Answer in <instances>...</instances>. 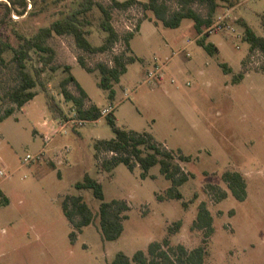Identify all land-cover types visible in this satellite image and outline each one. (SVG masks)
<instances>
[{"label": "rangeland", "instance_id": "1", "mask_svg": "<svg viewBox=\"0 0 264 264\" xmlns=\"http://www.w3.org/2000/svg\"><path fill=\"white\" fill-rule=\"evenodd\" d=\"M81 1L0 0V36L18 43L20 35L30 36L40 27L66 17ZM164 1L171 10L185 4L183 0ZM217 2L213 22L229 11L230 16L226 29L208 37L219 47L215 54L197 43L201 35L193 19L184 18L180 26L167 27L140 2L127 9H113L112 22L121 40L112 50L85 52L72 34H55L49 39L59 68L44 72L46 90L38 86L34 99L0 121V169L9 173L0 178V264H108L118 251L129 256L139 249L147 251L149 243L161 241L168 234V226L177 220H182V225L171 235L172 243L192 249L204 237V230L193 227L202 201L207 202L214 216L208 263L264 264V53L250 51L240 22L246 20L264 36V0ZM187 6L203 16L209 11L202 1ZM101 16L97 6L86 15L91 21L87 28L91 29L93 44H100L106 35L100 27ZM139 22L141 29L131 39L132 50L128 52L138 59L128 64L111 100L108 91L99 85L100 71H87L78 57L83 56L93 67L99 61L112 64L114 55L126 47L122 37L131 31L127 26L136 30ZM3 56L7 63L0 61V115L10 105L5 90L16 81L15 65L8 64L12 52ZM221 62L233 71L225 72ZM244 63L245 76L234 83L232 77ZM29 65H40L35 52ZM66 65L72 67L92 101L100 107L116 106L113 111L120 126L149 131L165 147L190 155L189 161L177 158L192 174L180 186L183 199L157 198V193H164L171 185L159 164L145 178L139 165L131 170L120 163L111 173L99 167L95 141L115 136L105 115L84 125H69L67 131L59 132L46 144L44 135L59 126L47 106L46 92L56 97L66 119L77 117L73 103L61 92L60 82L69 74ZM157 65L161 67L157 77L147 79L148 71ZM70 88L74 89L73 84ZM44 120L50 125H43ZM43 148L46 154L42 152L41 159L24 162L28 153L37 154ZM54 152L59 159H52ZM226 170L244 174V200L233 195L223 178ZM86 172L102 183L106 200L126 199L130 205L123 233L115 240L104 239L98 216L71 239L73 226L63 212L62 201L66 194L80 192L76 184ZM83 192L98 213L101 200L92 189ZM184 199L188 200L186 206Z\"/></svg>", "mask_w": 264, "mask_h": 264}, {"label": "trees", "instance_id": "2", "mask_svg": "<svg viewBox=\"0 0 264 264\" xmlns=\"http://www.w3.org/2000/svg\"><path fill=\"white\" fill-rule=\"evenodd\" d=\"M202 1L209 7L208 14L203 16L187 4ZM140 2L144 9L152 10L157 19L161 20L167 27H178L184 18L194 20V26L198 34L196 41L204 47L210 54L219 51V47L208 40L209 33H204L214 19V14L218 7L217 0H183L185 3L181 8L171 10L164 0H111L110 4H104L96 0H82L80 5L64 18H58L47 26H42L30 36H19L18 43H13L9 39L0 36V61L7 63L3 54L7 51L12 52L8 64H14L16 68V81L9 85L5 90V97L10 105L4 109L0 115V121L11 116L21 109L27 102L34 99L39 93L37 89L41 86L46 90V83L43 74L47 69L55 71L59 68L55 65L56 51L49 44V39L55 35L72 34L77 46L88 53H100L112 50L115 44L121 40V35L113 25V9H127L134 3ZM97 6L101 13L100 27L106 32L100 44H93L89 38L91 29L87 28L91 24L86 18L89 12ZM244 30L243 40L250 45V51L260 50L264 53V36L258 34L254 28L244 19H241ZM264 26V17L262 18ZM141 22L135 31L127 32L122 38L125 49L119 54L114 55L113 63L99 61L93 67L88 64L83 56L78 57L79 63L87 70H99L101 73L99 85L108 91V97L113 100L116 95L115 84L120 81L121 76L127 72L128 64L137 60L136 55L128 54L131 48V39L135 32L140 29ZM38 56V65L30 66L33 60V53ZM246 62V60H245ZM225 72H232L233 69L226 62H221ZM65 70L69 74L65 76L61 84V92L67 101H71L77 111V116L86 120H97L103 115L101 107L91 100L88 92L81 85L72 73V67L66 65ZM246 72V64L243 69L232 77L234 83L241 81ZM73 84L74 89L70 88ZM47 106L56 118H65L66 113L57 101L56 97L46 92ZM67 118V117H66ZM115 136L112 138H99L95 141V157L99 167L108 173L113 172L117 165L124 163L129 169L134 170L137 165L142 169L141 176H150V169L159 164L160 172L171 181V185L164 193H157V198L164 199H183L184 195L180 186L190 179L191 173L184 170L181 163L177 160H190V155H186L182 150H173L165 147L164 143L158 141L149 131H136L120 126L117 122L114 111L106 115ZM103 153V156L101 154ZM224 180L228 183L232 193L240 200H244L247 195V181L244 174L238 170H226L223 173ZM80 190L77 194L68 193L62 201V208L65 216L73 226L70 232L71 239H75L78 233L82 232L83 227L93 223L98 216L100 227L104 239L115 240L119 238L124 230V219L128 216L127 210L130 205L126 199L106 200L105 191L102 183L89 172H86L83 180L76 184ZM92 189L95 197L101 200L98 213H95L84 197V190ZM197 195V194H196ZM226 193H224V196ZM1 197H5L1 192ZM188 200H183L186 206ZM198 214L194 220L193 227L204 230L202 243L192 249L184 244L174 245L171 235L178 231L182 225V220H177L168 226V234L161 241L149 243L147 251L137 250L132 256L124 251H118L111 262L108 264H209L206 260L210 238L213 235L214 216L206 201H202L198 207Z\"/></svg>", "mask_w": 264, "mask_h": 264}, {"label": "built area", "instance_id": "3", "mask_svg": "<svg viewBox=\"0 0 264 264\" xmlns=\"http://www.w3.org/2000/svg\"><path fill=\"white\" fill-rule=\"evenodd\" d=\"M229 16H230V11L228 13L223 14V15H219L217 17L216 22L215 23L213 22V24H211L209 27H207L206 30L204 31V33L211 34L216 30L226 29V27L229 26V23H228V17ZM127 27L131 31H135L133 29V27H131L129 25ZM160 71H161V67H160V65H157L154 69L148 71L147 79L152 80V79L156 78ZM127 96H128V94H127ZM113 109H115L114 104H110L108 106L102 107L101 113H102V115L106 116L107 114L111 113L113 111ZM75 113H76V109H75ZM56 120L58 121L59 126L52 129L50 136L46 137L47 142H49L51 140V138H53L59 132L61 133V132L67 131V128L69 127V125L72 126V125H75L76 123H78L79 125H84L88 121H92V120L81 119L78 116L77 117H75V116L74 117H68V119L58 117V118H56ZM42 156H43L42 152H39L37 154L28 153L24 158V162L29 163V162H32L34 160L41 159ZM8 176H9V173H7L4 169H0V178L1 179L6 178Z\"/></svg>", "mask_w": 264, "mask_h": 264}, {"label": "crops", "instance_id": "4", "mask_svg": "<svg viewBox=\"0 0 264 264\" xmlns=\"http://www.w3.org/2000/svg\"><path fill=\"white\" fill-rule=\"evenodd\" d=\"M141 26H142V24H141ZM140 29H141V27H140ZM140 31V30H139ZM138 31V32H139ZM193 41V40H192ZM94 102V101H93ZM115 106V105H114ZM102 108V107H101ZM115 109H116V106H115ZM51 113V112H50ZM52 114V113H51ZM53 116V115H52ZM54 117V116H53ZM54 120H56V117H54ZM43 125H50V121L49 120H44L43 121ZM49 130V129H48ZM50 130L52 131V129L50 128ZM50 134H51V132H48V134L45 136L44 135V138H45V140H46V137L47 136H50ZM54 138V137H53ZM53 138H51V140L53 139ZM51 140L49 141V142H47V140H46V144H49L50 142H51ZM40 152H43V153H45L46 154V151H45V148H43ZM55 153V152H54ZM54 155H56L54 158H52L53 160L54 159H56V158H58L59 159V157H58V155L55 153Z\"/></svg>", "mask_w": 264, "mask_h": 264}]
</instances>
